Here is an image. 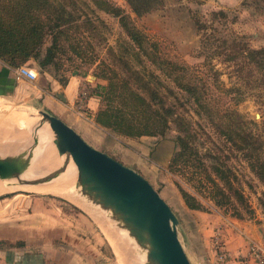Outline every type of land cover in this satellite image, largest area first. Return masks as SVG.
<instances>
[{"label": "rangeland", "instance_id": "rangeland-1", "mask_svg": "<svg viewBox=\"0 0 264 264\" xmlns=\"http://www.w3.org/2000/svg\"><path fill=\"white\" fill-rule=\"evenodd\" d=\"M159 1L155 9L141 17L135 18L129 13L128 15L132 23L150 41L156 43L154 53L167 62L154 64L143 56L135 59L125 52V47L120 45L124 34L117 18L109 14H100L106 28L84 30V34L81 35L83 37H80L77 43L76 50L79 54L73 52L69 46L74 42L72 39L64 42L65 53L60 56L61 67L55 75L66 81L68 77L79 80L77 105L75 104L70 112L74 114L83 112L87 96L97 97L89 95V92L106 82L101 75L112 76L114 80H118L119 75L126 77L125 64L136 68L142 65L144 69L156 74L164 85L171 88L172 92L166 93V99L172 104L175 114L181 116L180 127L187 132L185 138L188 145L200 156L202 164L195 168L178 163L176 169H169L168 162L160 166L153 165L156 173L153 188L170 202L173 201L175 194L181 198L180 189H183L194 195L201 203L202 209L198 210L208 212L209 205H212L228 217L235 218L231 214L233 209L240 211L242 207L233 202L235 196L233 190L223 186L214 175L211 168L214 163L215 166L224 169L232 187L242 193L253 213L255 208L261 210L260 201L264 202V184L250 169V158L245 153H252L264 160V72L248 64L240 56L230 59V55L235 50V37L252 49L264 47V0ZM33 62L38 75L43 76L37 63ZM172 64L183 67L175 69V72L182 74L184 81L196 85L201 106L193 104L192 97L177 89L171 82L169 74L162 71V69L170 71ZM111 68L116 74L115 77ZM56 77L54 78L57 80ZM126 78L129 82L134 80L130 76ZM38 110L0 99V147L16 142L19 138L26 139L30 135L46 132L44 128L37 127ZM94 124L97 125L95 122ZM167 125L162 135L152 136V139L166 140L173 150L178 124L169 121ZM103 130L123 144L129 140L139 141V138L117 136L109 130ZM224 131L230 133V138L223 136ZM49 137L52 144L51 136ZM244 143H247L245 149L242 148ZM25 150L19 149L18 152ZM49 162L54 161L50 158ZM60 163L61 159L55 167L38 171L36 175L23 174L27 170L25 168L20 173L14 172L0 179V183L9 189L30 181L50 183L51 178L46 173L58 167ZM204 170L205 173H202ZM205 175L215 180L232 203L217 205L214 202L213 198L219 199L220 194L211 182L207 181ZM29 176L32 178L29 179ZM71 176L73 177L71 184L67 181L55 184L66 186L65 192H59L57 195L51 194V191L43 193L13 189L14 187L11 191L8 189L3 191L0 193V218L5 217L7 209L33 207L44 209L43 207L49 204L60 209L83 210L91 216L98 217L104 225L103 232L109 245L107 255L111 264H145V251L139 248L110 213L100 210L98 206L79 197L71 189L75 179L74 175ZM174 211L180 212L179 209ZM180 217L182 221L176 225V233L186 254L190 249L186 246L185 238L197 241V237L194 228L188 222L184 223L186 215L180 213ZM245 219L249 218L244 215L240 220ZM195 249L193 246L191 251L195 252ZM198 254L200 261L201 252Z\"/></svg>", "mask_w": 264, "mask_h": 264}, {"label": "trees", "instance_id": "trees-1", "mask_svg": "<svg viewBox=\"0 0 264 264\" xmlns=\"http://www.w3.org/2000/svg\"><path fill=\"white\" fill-rule=\"evenodd\" d=\"M159 3V0H124L122 7L108 0H0V59L12 68L33 60L41 73L48 72L56 77L55 73L61 67L60 56L65 53L64 42L72 39L74 42L69 46L73 52L79 54L76 50L77 43L78 39L83 37L81 35L84 34V30L106 28L100 15L103 13L117 18L124 34L120 45L125 47V52L135 59L143 56L154 64L167 62L154 53L156 43L150 41L132 23L128 15L129 13L135 18L141 17L155 9ZM235 38V50L231 53L230 59L240 56L245 62L264 72V47L252 49L238 37ZM125 67L126 77L134 78L133 82H129L124 76L119 75V79L114 80L112 76L103 74L101 78L106 82L97 85V89L90 90L89 95L97 96L101 102L94 114V122L114 135L140 138L143 135H162L171 121L178 124V134L175 136L174 147L168 160L169 169H176L178 163L195 168L202 165L200 156L188 145L185 138L187 132L180 127L181 116L175 114L172 104L166 99V93L172 92L171 88L164 85L156 74L144 69L142 65L136 68L125 64ZM177 68L183 67L172 64L170 71L164 69L162 71L169 74L171 82L177 89L192 97L193 104L201 106L196 85L184 81L183 75L175 72ZM110 70L115 77L113 68ZM57 81L61 85L66 83V79L60 77ZM182 131L183 134L180 133ZM224 132L223 136L230 138V133ZM230 140L233 141L232 138ZM245 146L247 143H244L242 148L245 149ZM245 155L250 158V169L264 184V160L252 153ZM211 168L223 186L233 190L235 195L233 202L242 207L240 211L233 209L232 216L237 219H242L244 215L250 218L253 209L242 193L232 187L224 169L215 166L214 163ZM202 173H205V170ZM205 176L220 194L219 199L213 198L214 202L217 205L232 203L215 180L209 175ZM180 194L188 209H202L201 203L194 195L183 189H180ZM260 206L261 212H264V202L260 201Z\"/></svg>", "mask_w": 264, "mask_h": 264}, {"label": "crops", "instance_id": "crops-1", "mask_svg": "<svg viewBox=\"0 0 264 264\" xmlns=\"http://www.w3.org/2000/svg\"><path fill=\"white\" fill-rule=\"evenodd\" d=\"M25 64L37 71L32 60ZM42 75L37 72L32 81L16 80L13 68L0 59V99L55 115L87 144L135 170L154 187L156 173L153 165L168 162L172 151L169 143L152 139V136L121 143L94 124L93 117L100 106L97 97L87 96L83 112H70L78 101L77 78L68 77L65 85L61 86L48 72ZM59 95L63 100L59 99ZM158 194L170 207L178 223L182 221L180 213L185 214L187 219L183 220L184 223L188 222L196 232L197 241L185 238L190 249V255H185L190 264H214L211 235L217 227L221 228L224 238L227 264H254L245 257L247 241L264 250V212L260 209L255 208L251 218L240 220L228 217L212 205H209L208 212L188 209L178 194L173 195L172 202L160 192ZM37 208L7 209L5 217L0 218V264H111L104 225L98 217H92L83 210L60 209L50 204L44 209ZM174 209L180 212L175 213ZM103 218L106 219L105 216ZM193 246L195 252L191 251ZM199 252L200 261L197 257Z\"/></svg>", "mask_w": 264, "mask_h": 264}, {"label": "water", "instance_id": "water-1", "mask_svg": "<svg viewBox=\"0 0 264 264\" xmlns=\"http://www.w3.org/2000/svg\"><path fill=\"white\" fill-rule=\"evenodd\" d=\"M59 99L63 100L61 95ZM37 127H43L61 156V163L46 173H62L69 163L75 176L72 190L119 222L145 251V264H190L178 240V221L158 192L135 170L87 144L55 115L39 109ZM0 153V178L7 168L30 167L27 150ZM14 153V154H11ZM5 154V155H4ZM106 216V215H105Z\"/></svg>", "mask_w": 264, "mask_h": 264}, {"label": "bare ground", "instance_id": "bare-ground-1", "mask_svg": "<svg viewBox=\"0 0 264 264\" xmlns=\"http://www.w3.org/2000/svg\"><path fill=\"white\" fill-rule=\"evenodd\" d=\"M19 149H26L29 152H31L33 156V160L31 162L30 167H28L26 172H24L23 174L36 175L38 171L53 168L57 165L61 157L57 153L55 147L50 143V137L47 132H44L42 134H34L32 136L30 135V137L28 136L26 139L19 138L18 140H16V142L13 143L11 142V144H7L3 147H0V153L2 154L7 152H14ZM50 158H52L54 162H49ZM45 159H47V161ZM72 167H73L72 164L69 163L62 173L53 176L49 180L50 183L40 184L38 183L39 181H34V182L30 181L29 183L26 182L25 184L21 183L19 185L12 186L11 188L14 187L13 189H23L25 191L26 190L39 191V192L41 191L43 193L44 191H47L48 193H50L49 191H51V194L53 193L57 195L59 194V192H65L64 189L66 186L55 185L56 183L67 181L68 183L71 184L73 182V177L71 176V172H70L72 170ZM23 168L24 167L21 164H18L15 167L7 168L5 171V176L3 178L8 177L9 174L14 172L20 173ZM30 177L32 178V176H29L28 178L30 179ZM11 188L9 189V187H5L3 183L2 184L0 183V193L6 191L7 189L11 191Z\"/></svg>", "mask_w": 264, "mask_h": 264}, {"label": "built area", "instance_id": "built-area-1", "mask_svg": "<svg viewBox=\"0 0 264 264\" xmlns=\"http://www.w3.org/2000/svg\"><path fill=\"white\" fill-rule=\"evenodd\" d=\"M114 5L124 6V0H108ZM16 80L25 79L32 81L37 77V71L22 64L13 69ZM224 238L222 236L221 228L217 227L213 230L211 235V248L214 252L216 264H227L228 256L226 254ZM245 257L251 259L254 264H264V250L252 241H247L245 245Z\"/></svg>", "mask_w": 264, "mask_h": 264}]
</instances>
